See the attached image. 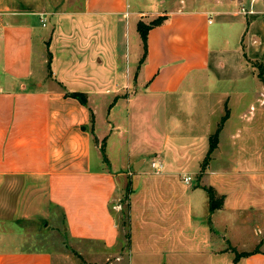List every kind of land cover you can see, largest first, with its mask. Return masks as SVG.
Here are the masks:
<instances>
[{"label": "crops", "instance_id": "obj_1", "mask_svg": "<svg viewBox=\"0 0 264 264\" xmlns=\"http://www.w3.org/2000/svg\"><path fill=\"white\" fill-rule=\"evenodd\" d=\"M148 1L145 12L128 0H0V264H75L63 249L22 246L53 233L84 244L93 264H264V108H224L201 169L222 117L213 122L207 100L227 106L233 95L238 104L239 90L252 87L214 83L256 77L248 60L264 69V0L246 13L233 0ZM142 14L166 19L131 65L114 33L122 22L124 34L138 31ZM250 92L261 104L263 83ZM194 94L207 113L166 109ZM149 101L166 126L153 149L160 173L144 166L129 134ZM207 188L221 201L214 211ZM229 247L248 254L233 260Z\"/></svg>", "mask_w": 264, "mask_h": 264}, {"label": "rangeland", "instance_id": "obj_2", "mask_svg": "<svg viewBox=\"0 0 264 264\" xmlns=\"http://www.w3.org/2000/svg\"><path fill=\"white\" fill-rule=\"evenodd\" d=\"M236 8L240 9V7H243L244 10L246 9L245 7L249 4V2L251 0H233ZM256 3L258 5L261 4V0H255ZM148 0H128V3L131 6L134 5V3L138 4L143 11H149L147 10L150 9L148 7L149 5ZM136 17V16H134ZM138 17L142 18L145 23L148 22V20L150 19V15H146V14H142L139 15ZM48 18V19H47ZM53 23V17H46V27H41L40 26V30L41 32H44V34H48L51 31V26ZM149 23V22H148ZM124 23H120L117 31H116V35L114 33V38H116V43H117V50L118 52H125V50H127L130 59L128 60V64L132 65V61H134V58L136 57V55L141 54L143 52V44H142V40L140 37L139 32L136 30V28H131L129 31H127V33L124 34ZM36 49V46H35ZM143 54V53H142ZM125 58L126 56H122L121 59H123V64L125 63ZM264 76V74H263ZM122 78L124 79V75H122ZM258 79L251 74H248L247 76H245L244 79H240L237 81V84H235L234 81H229L227 83L222 82V84H220V82L218 81V83H214L216 86L221 87L222 85L224 87H226V89L228 91H231L232 89H237L239 88V86H241L242 84H249L252 86L249 89L246 90H239L242 92H245V95H242V102L241 103H235V97L233 95L230 96V104L228 103V105H224L222 103L218 104L216 99H215V95H213L212 97V101L207 100V102L212 104V112L209 113L208 116H210V118L214 121H219V117L220 115H222L224 108L228 109L230 108L233 115H236L238 113H244V116H252L254 114H258L261 109L260 108H264V99L262 100V103L260 104L259 101L262 99V95H257L251 93L250 91L253 92V89L255 87L256 84H258ZM215 82V81H214ZM237 86V87H236ZM215 87V86H214ZM236 87V88H235ZM219 89V88H218ZM216 88H213V92L215 93L216 90H218ZM202 91H204L203 89H201ZM200 90V92H201ZM255 92V91H254ZM205 98L204 95L202 94H194L192 95V97L190 98L191 100L188 101H184V105H178L176 107L175 106H167L166 109L168 110H174V112L176 111V113L180 112L181 116L184 117L185 114H190L191 115H197V114H201V113H205L206 112V108L203 106V104L201 103L202 98ZM203 102V101H202ZM233 102V105H232ZM244 103V104H243ZM229 106V108H228ZM250 106V107H249ZM180 107V108H179ZM168 110L166 112H168ZM202 111V112H201ZM160 109V106H158L157 103H155L154 101H149L148 104H144L143 109L141 110V115L140 116H136V117H132V119L130 120V137L131 140L133 141L134 145H139V149H141L142 151L140 152L139 157L143 156L145 158V163L144 166H148L151 168L150 166V162L151 160H160L159 157L157 156L156 152L157 150H153L155 148H160L161 145H163L162 142V131L163 129L166 128V126H163V115ZM207 113V112H206ZM262 113V111H261ZM138 148V147H136ZM126 199H122L119 203V217H121V221L125 222L127 221V208H126ZM47 235V233H45ZM35 235H38V233H35ZM54 238V239H53ZM86 243L87 242H83ZM75 244V249L73 248V245ZM22 246L24 247V249L27 248H44V247H48L51 249H54V251H61L63 249V252L60 253L61 258L64 257H70L73 258L75 260V264H93L91 263V256H86L85 253L82 251V247L81 246H85L82 243H79V247L80 250L78 248V250L81 252L80 254L77 252V247H78V243L77 242H73L68 238L67 233H53L52 234V238L47 237L44 239V237H41L38 240H31L26 242L25 244H22ZM66 247H68V249H65ZM100 247V245H99ZM98 246H95L94 249H98ZM72 249V250H69ZM229 250L234 252L236 250H234L233 248L229 247ZM83 252V253H82ZM237 252V251H236ZM58 259L60 258L57 257ZM67 264H72V263H67ZM107 264V263H106Z\"/></svg>", "mask_w": 264, "mask_h": 264}, {"label": "trees", "instance_id": "obj_3", "mask_svg": "<svg viewBox=\"0 0 264 264\" xmlns=\"http://www.w3.org/2000/svg\"><path fill=\"white\" fill-rule=\"evenodd\" d=\"M165 19H166L165 15H159L156 18L152 19L149 23H145V22H143L141 20L138 21L137 29H138V32L140 34V37H141V40H142V44H143L142 60L145 58L146 52H147V33H148V30L150 28L154 27V26H157V25L161 24ZM47 57H48L47 65L49 67L50 59H51V54L49 52L47 53ZM248 62L252 64L253 68L256 71V77L264 85V76H263L264 69L262 68L261 64L257 63V62H251L249 60H248ZM68 96L76 98L81 103H85L86 96L83 93L71 92V93H68ZM225 118H226V111L222 115V117H221V119H220V121H219V123L217 125V128H216L215 132L209 138V147H208L207 153H206V155L204 157V160L202 162V166H201L202 170L205 168L206 164L208 163V161H209V159L211 157V153L213 152V150L215 149V147L217 145L218 133H219V130L221 128L222 122L224 121ZM91 120H93V116L92 115H91ZM102 151H103V148H102ZM104 159H105V157H104ZM207 191H208V196H209V209H210V211H214L215 209H217L221 205V201H219L220 198H217L214 195V191L212 190V188H207ZM247 254H248L247 252H239V253H237V252L234 251V259L233 260H236L238 257L245 256Z\"/></svg>", "mask_w": 264, "mask_h": 264}, {"label": "built area", "instance_id": "obj_4", "mask_svg": "<svg viewBox=\"0 0 264 264\" xmlns=\"http://www.w3.org/2000/svg\"><path fill=\"white\" fill-rule=\"evenodd\" d=\"M251 1H253V0H251ZM239 11H241L242 13L250 12V10H248V11L244 10L243 7H240ZM150 166L154 170L155 173H160L163 169V164L160 160H154V159L151 160ZM182 180L184 183L188 184L191 182L192 177L190 175H183Z\"/></svg>", "mask_w": 264, "mask_h": 264}]
</instances>
